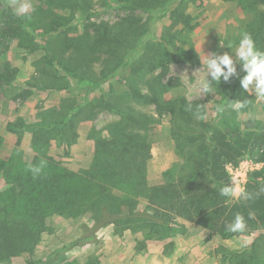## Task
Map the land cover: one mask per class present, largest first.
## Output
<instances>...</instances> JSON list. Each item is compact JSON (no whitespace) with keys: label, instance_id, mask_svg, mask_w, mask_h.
<instances>
[{"label":"rangeland","instance_id":"374dc122","mask_svg":"<svg viewBox=\"0 0 264 264\" xmlns=\"http://www.w3.org/2000/svg\"><path fill=\"white\" fill-rule=\"evenodd\" d=\"M17 2L23 3L25 0ZM27 2L31 4L30 14L15 18L12 16V0H0V156L7 160L12 157L16 163L19 159L32 160L36 153L33 131L40 124L45 126V130H39L40 139L36 146H44V140L49 138V143L46 144L47 154L60 161L63 166L72 170L91 167L94 163L96 139L109 138L111 126L121 120V115L115 109L104 107L105 100L148 122V128L140 129L151 146V159L145 173L148 187L161 184L164 180L163 172L167 169L174 176H179L184 157L178 149L180 142L177 130H172L174 122H171L170 114L160 115L155 104H145L134 99L129 87V68L121 69L115 77L109 76L94 90L78 85L73 77L67 75L66 89L58 90L50 86L53 84L52 76H56L54 73L58 72L56 69L64 74L65 72L61 69L62 65L48 63L45 46L50 44L59 53L61 38H52L48 42L40 35L53 18L50 15L52 10H48L40 0ZM89 6L88 12L92 15L88 19H82L79 16L83 13L75 12L67 30L69 36L76 37L80 47L89 50L94 43L95 37L92 36L98 30L111 29L114 32L124 19L138 17L144 22L148 21L150 15L149 12L130 9L110 0H90ZM186 6V12L191 14V23L194 24L193 31L188 32L183 24L167 29L171 24L168 12L154 22L149 32V36L153 38L167 34L171 42L170 48L178 58L170 64L169 76L172 79H165V82H169L165 99L184 96L189 102L199 103L200 110L205 112L204 119H199L194 114V121L191 123L178 119L177 122L182 127L179 131L193 137L199 136V142L200 134H207V129L203 128L201 122L207 127L217 124L222 128L227 123L237 124L242 132L258 130L264 124V99L241 88L240 77L245 74L241 66H237L239 77H232L227 83L221 79V89L225 93H219L214 84L210 93L200 96L195 94L197 82L203 77L201 60L213 52H234L241 35L246 33L248 24L253 19V13L243 10L238 0H186ZM257 9L264 11V4L258 2ZM56 12L68 16L71 14L69 10ZM10 16L16 19L12 27L13 33H7L3 29ZM27 20L32 22L35 30L29 29ZM85 34L90 36L87 38ZM228 45L232 47L229 48ZM89 50L85 53L90 52ZM134 50L136 48L130 49L127 55L134 54ZM57 57L68 63V53ZM113 62V59L105 56V50H94L85 64H88L90 74L100 79L102 72L108 74ZM158 73L159 69L143 78H136V87L142 93H148V85ZM235 79L233 102L238 99L246 101V107L239 112L227 107L232 101L221 104L223 95L230 91ZM44 87L47 88L43 89ZM79 104L83 105V109L74 117V126L68 129L67 141L60 142L53 138L55 132L50 128L55 120L61 118L60 111ZM221 106L224 111L217 113V108ZM11 122L17 132L9 131L8 124ZM247 122L251 127H247ZM259 151H264V143ZM248 157L250 156L247 155L240 161ZM261 169L264 166L259 170ZM129 177L131 178L126 179L125 183L128 184L126 186L130 188L131 195L137 199V209H148L146 198L138 194L143 186L132 179L135 178L134 174ZM229 179L231 184V178ZM246 185L247 182L244 189ZM5 187L6 181L0 173V189ZM113 192L119 195L124 193L119 189ZM237 200L239 198L231 199ZM94 222L89 214L75 217L53 214L47 218V230L42 232L31 254L24 253L0 260V264H228L225 254L248 249L259 235V232L248 235L251 239L245 236L230 239H222L219 235L207 237L204 228L182 218H177L173 230L163 238L158 235L150 237L137 225L109 223L94 228ZM244 240L250 241V244L246 248H240V241ZM263 248L262 243L261 249Z\"/></svg>","mask_w":264,"mask_h":264},{"label":"trees","instance_id":"16d2710c","mask_svg":"<svg viewBox=\"0 0 264 264\" xmlns=\"http://www.w3.org/2000/svg\"><path fill=\"white\" fill-rule=\"evenodd\" d=\"M40 1L48 10H52L50 15L53 16L40 35L48 42L60 37L59 51L62 54L68 53V63H64L57 57H62L60 52H56L50 44L45 46L48 63L62 65L61 69L65 72L56 69L58 72L52 76L53 84L50 86L58 90L66 89L67 75L73 77L78 85L94 90L109 76L115 77L121 69L129 68V87L134 99L145 104H155L160 115L170 114L171 122H174L172 130H177L180 142L178 149L183 154L184 163L179 176H174L167 169L163 172L164 180L161 184L148 187L145 173L151 159V146L140 132V129L148 128V122L105 100L104 107L115 109L121 115V120L111 126L109 138L96 139L94 163L89 168L72 170L63 166L47 154L49 138L44 140V146H36L40 139L39 130H45L44 125H36L33 131L36 153L32 160L19 159L16 163L12 157L7 160L0 156V173L6 181V187L0 189V260L24 253L31 254L40 235L47 230V218L59 213L65 217L89 214L95 221L94 228L109 223L137 225L150 237L158 235L160 238L173 230L177 218L204 228L207 237L219 235L222 239H230L259 232L248 249L228 252L224 258L228 264H264V248L261 249V244H264V192L261 191L264 188V169L249 174L245 190L250 194V199L231 201L219 194V188L229 184L230 180L225 164H237L247 155L264 162V151H259L264 143V124L256 131L242 132L237 124L227 123L222 128L217 124L207 127L201 122L207 134L202 132L197 142L199 136L183 134L179 131L182 127L177 121L193 122L195 109L200 104L191 102L193 110L189 111L190 102L184 96L165 99L168 81L172 79L169 76L170 64L178 58L170 48L167 34L153 38L149 32L154 22L168 12L171 24L167 29L183 24L188 32L193 31L191 14L186 12V0H110L130 9L149 12L148 21L131 17L124 19L117 31L98 30L92 36L95 38L90 50L80 47L76 37L69 36L67 31L75 12L81 11L83 14L79 17L82 19L92 15L88 12L90 0ZM258 2L264 4V0H238L243 10L253 13L246 33L252 37L256 48L264 51V11H258ZM56 10H69L71 14L68 16ZM12 16L17 17L15 14ZM10 17L5 23L6 28H3L7 33H13L12 27L16 22L15 18ZM26 24L29 29H36L31 21L27 20ZM85 35L87 38L90 36ZM132 48H136L134 54L127 55ZM87 50L90 52L85 53ZM94 50H105V56L114 60L108 74L102 72L100 79L90 74L91 70L85 64ZM158 69V75L148 85L149 92L142 93L136 87V78H143ZM166 78H169L167 82ZM236 80L230 91L223 95L221 104L235 100ZM215 85L219 93H225L222 92V84ZM66 109L60 111L61 118L55 120L50 128L55 132L53 138L60 142L67 141L68 129L74 126V117L82 111L83 105H71ZM201 113L204 114V110ZM245 124L251 127L248 122ZM13 126L12 122L8 124L9 131L17 132ZM29 165L40 167V173L34 175ZM130 174H134L135 178L132 179L143 186L138 194L146 198L148 209H137V199L131 195L125 183L126 179L131 178ZM115 189L124 193L119 195L113 192ZM237 213L244 216L246 230L243 233L227 232L226 225ZM249 213H252L251 218Z\"/></svg>","mask_w":264,"mask_h":264},{"label":"clouds","instance_id":"9594fccd","mask_svg":"<svg viewBox=\"0 0 264 264\" xmlns=\"http://www.w3.org/2000/svg\"><path fill=\"white\" fill-rule=\"evenodd\" d=\"M14 14L17 16H27L30 14L31 4L25 0L23 3H18L17 0H12ZM34 11V8L31 9ZM221 46H223L221 44ZM229 48L232 45H228ZM203 65V77L197 82L195 94L197 96L206 95L212 91L214 84H219L221 79L225 83L230 82L232 77H239L237 66H241V70L245 73L240 77L241 88L249 93L254 94L258 98L264 99V51L256 48L252 37L244 33L241 35L238 44L235 46L234 52H224L217 54L213 52L206 55V59L201 60ZM210 77V79H209ZM227 107L233 111L239 112L246 107V101L236 100L229 103ZM188 110L192 111L191 102L188 104ZM217 113L224 111V107H218ZM194 114L199 119H204L199 107L195 109ZM29 170L37 175L40 173L41 168L29 165ZM264 192V188L261 189ZM219 194L223 197L231 199H250V194L242 187L233 177L232 183L224 185L219 188ZM252 217V213H249ZM246 230V221L242 214L237 213L233 220L226 225V231L230 233H243ZM250 241H240V248H246Z\"/></svg>","mask_w":264,"mask_h":264},{"label":"built area","instance_id":"2783aa9c","mask_svg":"<svg viewBox=\"0 0 264 264\" xmlns=\"http://www.w3.org/2000/svg\"><path fill=\"white\" fill-rule=\"evenodd\" d=\"M264 166V162L256 161L252 157L245 158L240 161L238 164L227 163L225 164L226 170L231 178V183L233 177L238 182L239 186L244 188L248 180L249 173L259 170Z\"/></svg>","mask_w":264,"mask_h":264},{"label":"crops","instance_id":"0c3cea01","mask_svg":"<svg viewBox=\"0 0 264 264\" xmlns=\"http://www.w3.org/2000/svg\"><path fill=\"white\" fill-rule=\"evenodd\" d=\"M243 236H245L246 238H250V239H251V237L248 236V235H240V236H236L235 238H240V237H243ZM251 242H252V241H251Z\"/></svg>","mask_w":264,"mask_h":264}]
</instances>
